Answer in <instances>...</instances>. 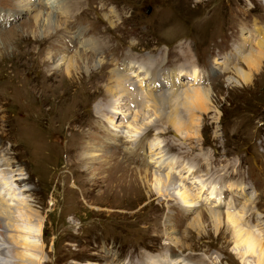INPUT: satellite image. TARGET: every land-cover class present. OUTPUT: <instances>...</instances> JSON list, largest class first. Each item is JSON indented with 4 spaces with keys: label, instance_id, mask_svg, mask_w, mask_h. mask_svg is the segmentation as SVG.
<instances>
[{
    "label": "rangeland",
    "instance_id": "1",
    "mask_svg": "<svg viewBox=\"0 0 264 264\" xmlns=\"http://www.w3.org/2000/svg\"><path fill=\"white\" fill-rule=\"evenodd\" d=\"M26 1L0 0V164L3 163L0 176L10 178L13 188L9 194L5 191L6 200H0V217L5 238L20 252L16 258L18 264H104L105 261H108L105 264H122L129 256L133 264H139L140 260L149 262V257L143 254L162 255L170 250L193 264H257V256L245 253L246 247L236 241L235 229L226 228L225 215L239 214L243 229L263 236L264 61L249 84L241 83L236 71L247 68L240 60L243 54L257 50L256 39L262 36L253 33L254 19H261L257 21L260 26L264 23L260 0H80L72 9L61 11L63 18L49 7L48 0ZM68 13L70 18L66 16ZM38 14L43 18L52 14L48 19L57 22L55 19L59 18L63 21L58 22L61 27L54 30L36 26L34 17ZM83 32L96 35L81 39L79 34ZM74 34L79 36L76 42L72 41ZM92 38L98 39L101 47L106 44L110 48H98L101 55L86 53L81 45L89 46L86 42ZM240 38H243L242 47L247 48L241 51V56L234 54L236 42H233L239 43ZM180 40L187 48L183 52V43H179L180 53L175 57L178 62L172 66V50ZM92 49H96L95 44ZM81 53L96 61L89 63ZM73 55L76 64L69 71L68 63ZM188 55L197 66L206 68L202 66L203 83L199 81L195 87L207 89L208 108L200 112L184 104L183 96L177 101L175 94L171 95L175 101L166 110L176 114L178 106L184 123L197 118V125L192 124L196 136L181 138L182 147L176 143L169 149L167 138L181 141L175 134L178 127L168 124L164 117L155 124L159 118L153 109H147L143 122L150 121L155 126L147 129L142 141L148 136L159 145L152 149L150 158L154 162L149 166L136 165L141 162L136 156L125 162L127 149L136 153L143 146L129 140L128 125L133 116L121 111L126 98L122 105L113 106V111L109 108L107 89L112 70L121 69V64L130 58L138 65L161 61L163 64L157 70L165 69L157 73V78L162 80L161 76L172 74L176 68L191 73L186 71L190 68ZM111 56H118L119 60ZM183 73L182 81L186 78ZM161 85L158 90H168L170 94L176 93L174 87L190 88L182 82L178 87ZM152 93L147 96L153 104ZM116 107L119 112L115 111ZM132 107L131 110L138 109ZM108 113L117 117L111 128L123 117L127 125L117 128L115 139L114 135L111 137L114 144H108L110 136L102 130L109 126L102 122ZM187 131L184 130V135ZM149 151L145 149L142 153ZM235 152L244 155L246 167L243 157L238 162ZM162 157L170 163L159 174L170 171L177 178L176 173L181 172L178 176L181 180L171 186L163 185L159 194L153 185L152 172L158 171L159 163L155 160ZM183 160L197 167L198 176L204 177L209 169L218 173L239 163L241 175L220 174L217 183L209 178L205 181L207 188L201 192L191 185L196 200L185 210L177 190L184 181L188 185L194 179L185 177L187 166L184 167ZM132 163L136 168H130ZM140 168L150 172L135 170ZM192 173L195 176L197 172ZM17 177L24 178L20 185L15 180ZM235 184H238V188L233 187L237 192L235 204L228 211L220 206L227 203L223 189ZM167 189L169 192L165 193ZM209 210L224 214L221 225L203 217L202 232L197 233L189 223L199 214H209ZM248 212L255 214L256 223L248 221ZM181 214L183 218H179Z\"/></svg>",
    "mask_w": 264,
    "mask_h": 264
},
{
    "label": "bare ground",
    "instance_id": "2",
    "mask_svg": "<svg viewBox=\"0 0 264 264\" xmlns=\"http://www.w3.org/2000/svg\"><path fill=\"white\" fill-rule=\"evenodd\" d=\"M50 1V2H49ZM80 0H48L49 2V7H53L55 10L58 11V13L60 12L59 17L60 18H63L64 16H61V11H65L67 9H72V6L74 4H77L79 3ZM26 2H31V0H28ZM25 6H27V4H24ZM260 5H262L264 7V0H260ZM30 8V7H29ZM52 8V9H53ZM53 9V11H54ZM69 11H66L65 13H67ZM41 14V13H40ZM43 15V13H42ZM49 16H52V14H49ZM54 16V15H53ZM67 17L71 16L69 13L68 15H66ZM48 17L46 16L45 18L41 17L39 14L36 15L34 18H35V25L39 26V25H42L43 27H46V28H53L54 30L58 27H61L60 25L58 26V22L61 23L63 21H60L59 18H56L55 20H57V22H53L52 20L48 19ZM70 18V17H69ZM260 19V18H259ZM259 19H254V21H256L255 23V26L253 29V33L256 34V37L258 35H262L261 37H259L258 39H256V42H255V45H254V48L257 47V50L254 49V50H251L248 52V54H243L241 60H240V63L241 64H245V66H247V68H239L237 69L236 71L239 72V80L241 81V83H243L244 85L246 84H249L252 79L254 78L253 76L258 73L262 67V63H263V59H264V23L262 26L258 25L259 23L257 22ZM264 19V18H263ZM261 20V19H260ZM66 22H64L65 24ZM257 26H260L259 28H257ZM73 29V27H72ZM51 30V29H50ZM256 30H259L256 31ZM76 31H74L75 33ZM80 32V31H79ZM78 34V33H77ZM112 34V33H111ZM80 37H82L81 39H84L83 36H86L87 39H88V36L90 35H96V34H89V35H86L84 32L79 34ZM78 36V35H77ZM75 34L73 35V40L74 42H76V37H77ZM255 36V35H254ZM64 37V36H63ZM79 37V36H78ZM243 38L247 39L246 36H243ZM243 38H240L239 40V43L237 41H233V42H236L235 43V49H236V52L234 54H238L241 56V51H244L246 50L247 48H243L241 44V41L243 40ZM80 39V38H79ZM86 39V40H87ZM244 39V41H245ZM88 42H86L89 46L87 45H84V43L81 45V48L83 50V46L85 47L86 49V53H96V54H100L101 53H98L99 49L101 46V42L98 40V39H91V40H87ZM104 41V39H103ZM247 41V40H246ZM182 40H180L178 42V44L176 45L175 49L172 50V60L170 61L171 64H173L172 66L176 65V63L178 62L177 60H175V57L180 53L179 52V43H181ZM79 43V41H78ZM77 43V44H78ZM82 43V42H81ZM79 43V44H81ZM183 44L181 45V47H183V52L186 51V46L187 44L182 42ZM96 45V49H92L93 45ZM105 44V43H104ZM75 43L72 45L74 46ZM102 47H105L104 49H109L110 47L108 45H103ZM101 47V48H102ZM131 48V46H130ZM234 50V49H233ZM239 50V51H238ZM182 52V54H183ZM86 53H81V55L86 58L89 63L90 61L92 62H95L96 60L94 58H91L88 54ZM161 54V56L165 57V55L162 54V51L159 52ZM191 54V52H190ZM127 54H125V57H126ZM158 55H155V57H157ZM124 57V58H125ZM110 58H112L114 60L118 59V56H111ZM124 58L120 59L123 60ZM152 58H150L151 60ZM186 59L188 60L187 61V64L189 63V69L186 68V71H189L191 73H188V74H185L183 73V68H176V70L173 71L172 74L168 73L166 75H163L161 76L162 80H159V78H157V73L162 70V69H165L164 67L163 68H159V71L157 70V68L159 67V65L163 64L161 61L160 63L158 62H155L157 64H143V65H138L136 62H132L134 61L133 59H129V60H126L125 62H123L121 64V69L117 70V69H113L112 70V77H111V82H110V87L108 90V104H109V108H111V110L113 111L114 107L113 106H119V105H122L124 103V97L126 98L125 100V104L126 106H124L125 108L121 109V111H125L126 115H129V113L133 116V120L132 122L128 125V132L127 134H129V140L132 141L133 143H138L140 144L139 146H143V148L141 149L140 152H136V153H133L131 152L130 150H126V152L124 153V159L125 157L127 158L125 162H129L132 159V157L136 156L137 159H140L141 162L140 163H134L136 165H144V163L146 165L149 166V163L150 162H154L151 160L150 156H152L153 154V148H155V146H158L157 144L154 143V141L152 139H148L149 137L147 136V139L145 141H142L143 140V136L142 135H145V134H148V131L147 129L150 128V127H154L155 125H151V122L150 121H147V122H143V117L146 118L144 112L147 110V109H153L155 111V115H157V118H159L158 120L159 121H156L155 124H158L157 122L161 123L162 121V118H166V121L168 122V124H170L171 126H176V128L178 127V133H175L176 135H178V138L179 140H181L180 142H176L175 139H169L167 138L166 139V145L168 146V148L170 149V147H173V146H176V143L177 144H180V146L182 147V144H183V140L182 139H191L193 138L194 136H196L197 134V131L196 130H192V124H193V127L195 125H197L196 121H197V118H194L192 120V122L190 123H184V121L181 119V116L179 115L178 113V106H176L175 109H177V112L176 114H173V113H169L166 108L169 106V104L173 103L174 101L172 100L171 98V95H175L177 94V101L181 98L178 99V97H181L183 96V99L186 101H184V104L185 103H188L191 107H195L197 109H200V112H206L207 108H208V102H210V97H209V94L207 93V89H204V88H201V87H195L196 84L199 83V81H202L203 83V80L205 79V77L201 78V72L204 73L203 71V67L205 68L204 65H199L198 66L193 62V60H191V57L188 55L186 57ZM192 59H193V56H192ZM221 59V58H220ZM219 59V60H220ZM237 59V58H236ZM240 58H238L239 60ZM137 60V59H136ZM218 60V61H219ZM138 61V60H137ZM148 63V62H147ZM168 63V60L166 61L165 64ZM228 63L230 64L231 61L229 60ZM74 64H76V59L73 55V57L69 60V63H68V70L70 71V69H74ZM186 64V65H187ZM79 65V64H78ZM171 66V67H172ZM200 66V68H199ZM203 66V67H202ZM236 67V66H235ZM168 69V68H167ZM173 69V68H172ZM201 69V70H200ZM206 69V68H205ZM152 70V72H151ZM163 71V70H162ZM168 72V71H167ZM170 72V71H169ZM207 73V71H205ZM165 73H166V70H165ZM182 73L183 75L185 76L186 75V78L183 79V81L181 80L182 78ZM160 74V73H159ZM163 74V73H162ZM161 74V75H162ZM209 75V74H208ZM159 77V76H158ZM127 79V80H126ZM181 80V81H180ZM127 81V82H126ZM180 81V82H179ZM187 83L190 88L189 89H180V88H176L179 86V83ZM169 84L171 87H174L173 90L176 92V93H169L168 90H158L160 89L159 88V84H163V86L161 85V87H164V84ZM200 83V84H202ZM123 85V86H122ZM192 85L194 87H192ZM142 89L144 91H138V90H135V89ZM164 89V88H162ZM125 92H124V91ZM138 91V92H137ZM159 91V92H158ZM120 92V93H119ZM123 92V93H122ZM150 92H153L154 95V103H150L149 99H148V93ZM152 93V94H153ZM156 93V94H155ZM119 94V95H118ZM111 98V99H110ZM152 99V98H151ZM173 101V102H172ZM153 102V101H152ZM107 104V103H106ZM183 104V103H182ZM187 104V105H188ZM132 106H137L138 109L136 110H131V108H134ZM140 106H142L141 108H139ZM180 106V105H179ZM107 107V106H106ZM145 108V109H144ZM184 108V107H183ZM193 109V108H191ZM110 110V109H109ZM108 110V111H109ZM101 113L103 111V109L101 108L100 109ZM115 111H118L119 112V108H115ZM120 111V112H121ZM183 111V110H182ZM185 111V110H184ZM196 111V110H195ZM105 112V111H104ZM173 112V111H172ZM100 113V115H101ZM113 113V112H112ZM112 113H108L106 115V118L102 121V122H106V123H109V126L106 127L104 126L102 130H106V133L110 136V138H107V141L109 139H111L109 143H113L114 144V141H112V138L113 135V139H115V136H116V132H117V128L119 126H124L127 127L126 125V121L124 122V118H121L117 121H120L119 123H117V121H115L114 123V127L111 128V123L114 122L115 119H117L116 115L112 114ZM98 115V114H97ZM185 115V112L184 114ZM190 114H187L186 116H188ZM99 116V115H98ZM96 117L97 120L99 117ZM185 117V116H184ZM147 120V119H146ZM164 121V120H163ZM184 124H183V123ZM128 123V122H127ZM183 124V125H182ZM146 129V130H145ZM153 130V129H152ZM184 130H188L187 133L184 135ZM146 132V133H145ZM159 132V131H158ZM168 133V132H167ZM166 133V134H167ZM168 135V134H167ZM119 136V135H118ZM175 136V135H174ZM151 137V136H150ZM141 138V139H140ZM164 138V137H163ZM182 138V139H181ZM186 141V140H185ZM163 142V141H162ZM106 143V142H105ZM164 143V142H163ZM137 144V145H138ZM156 147V149L158 148ZM94 149V147H93ZM145 149L147 151H149V153H145L143 154L142 152L144 151L145 152ZM173 150H176V149H173ZM93 152V151H92ZM96 152V151H95ZM237 153L235 155V157H237L238 159V162L240 160V157L244 159V167L247 166V162L245 161V157L244 155L240 156L241 153L239 152H235ZM6 154V153H3V155ZM156 155V154H155ZM2 156V155H1ZM0 156V158H2ZM263 156V155H262ZM161 157V156H160ZM264 157V156H263ZM129 159V160H128ZM263 160V158H261ZM135 160V159H134ZM169 161V160H168ZM164 161L163 157L159 160H155V163L158 164V171L155 170V172H152V176H153V185L156 187L157 186V191L159 192V194H162V186L163 185H166V186H171V184H174V183H177V181L181 180L178 178V176H180L181 172L180 173H176L178 174L177 178H174L176 176H173L172 173L170 171H165V175H160L159 172L162 171V168L165 167L166 164L170 163V161ZM1 162V161H0ZM5 163H8V160L4 161ZM176 162V161H175ZM131 163V162H130ZM132 163V167H130L131 169H134L136 168V165H133ZM172 164V163H171ZM3 163L0 164V168H2L3 166ZM183 165L184 167L187 166V171L185 173V177L188 176V177H192V179H197V181H192L191 184H188L186 185V181L183 182V185L181 186V188L179 190H177L178 192V195L179 197L181 196L182 198V201H183V204H185V210H187L188 208H191L194 204H195V198H194V192L192 191L193 189L190 187L191 185H195L194 187L198 188V190L201 192V191H205V189L207 188L206 187V183L205 181H209V178L214 179L213 181H210V182H215L217 183V175H220V174H224L226 175L227 172H230L232 173L233 175L236 174L238 176L241 175L240 172L238 171H241L239 168V166L241 165L239 163L238 166L236 165H233L232 167H227V169H224V170H219V172L217 173L215 170H212V169H209L208 170V173L206 172L204 175V177L202 176H198V169L195 165H193L190 161L188 160H183ZM130 166V165H129ZM164 166V167H163ZM178 166V165H177ZM140 167V166H139ZM157 167V165H156ZM151 168V167H150ZM174 168L171 167V170ZM5 169V168H4ZM161 169V170H160ZM183 169V168H182ZM238 169V170H237ZM10 170V169H9ZM8 170V171H9ZM136 171L138 172H145V173H148L150 172L149 169H135ZM178 170V169H177ZM181 170V168H180ZM194 170H196V175L194 176V174L192 173ZM157 172V173H156ZM7 173V172H6ZM163 173V172H162ZM175 173V172H174ZM188 173V174H187ZM2 174V171L0 173V175ZM199 175H201L199 173ZM15 176V175H14ZM147 176V175H146ZM145 176V177H146ZM194 176V177H193ZM216 176V179L213 178ZM3 177V181L1 180L0 181V194H3V196L0 195V200L1 199H5V191L8 192V194L11 192V189L13 190V188H11V180L10 178H5L4 175L0 176V178ZM226 178H229V180H233L234 178L232 177H226ZM205 179V180H204ZM239 179V178H238ZM16 181H18V184L23 182L24 181V178L21 179V178H15ZM183 180V179H182ZM199 180V181H198ZM204 180V181H203ZM235 180V179H234ZM199 182V183H197ZM208 184V183H207ZM212 185L214 183H211ZM242 184V183H241ZM20 185V184H19ZM224 185V184H223ZM232 185V184H231ZM231 185H228L226 186L223 190H224V196L225 194H227V197L225 198L227 203L226 202H222V204H220V206L222 207H226L228 209V211H230L229 209H231L233 207V205L235 204V196L237 195L235 192V190L233 189V187L236 186V188H238V184H235L233 186ZM173 186V185H172ZM13 187V186H12ZM242 188H244L242 185H241ZM213 188V187H212ZM211 188V189H212ZM15 189V188H14ZM21 189V188H20ZM155 189V190H156ZM248 189V188H247ZM243 190V189H242ZM250 190V189H248ZM164 191V190H163ZM212 191V190H211ZM222 191V190H221ZM244 192L246 190H243ZM14 192V191H13ZM169 190L167 189L165 193H168ZM232 192V193H231ZM213 193V191H212ZM220 193V192H219ZM222 193V192H221ZM164 194V193H163ZM170 194V193H169ZM174 194V193H173ZM165 195V194H164ZM171 195V194H170ZM169 195V196H170ZM200 195V194H199ZM197 196V194H196ZM18 197V195H17ZM176 199V198H175ZM6 200V199H5ZM177 200V199H176ZM178 201V200H177ZM187 207V208H186ZM232 210V209H231ZM219 212V211H218ZM218 212H214V211H210L209 210V214H199L195 219H193L189 225L192 227V228H195L197 233H201L202 232V224L203 223V217L206 218L207 220H216L217 222V226L221 225V219L224 218V214L222 213H218ZM1 215V214H0ZM238 215V216H237ZM235 215L233 212L230 213L228 212L226 215H225V223H226V226H225V223H224V227H226L227 229H230V226L233 227V229H235V233H236V241L238 242V244H241V246L243 245V248L244 246L246 247V250H245V253H249V254H254L255 256H257V264H264V229L262 228V232H263V236L261 235V233H256L254 230H250L248 228H245L243 229L241 227V221H240V217H239V214ZM245 215V214H244ZM247 215V219L249 222L252 223H256L257 222V218L255 216V214L253 212H248L246 213ZM184 214H181L179 216V218H183ZM245 218V217H244ZM243 218V219H244ZM3 218L0 217V264H18L17 262V254L20 255V252H18V249L12 245L11 242L7 241V239L5 238V234H4V231H5V227H4V224L2 222ZM246 219V220H247ZM14 220V219H13ZM178 219H175V222H177ZM215 223V222H214ZM242 223L245 224L246 221L242 220ZM261 225V224H260ZM261 227V226H260ZM204 229V228H203ZM234 233V232H233ZM171 241V240H170ZM173 241V240H172ZM171 245H174L176 246L177 244L176 243H172L170 242ZM169 245V243L167 244ZM237 246V245H236ZM165 247V245H164ZM173 252L170 250L168 253H165V254H162V255H154V256H151L149 258V262H145V261H137L139 264H169V262H171V264H193L192 261L188 260L187 258L183 257V255H180V254H172ZM22 256V255H21ZM174 257V259H172ZM148 258V257H146ZM131 257L129 256L128 259L122 261L123 263L122 264H133L132 261H130ZM171 259L173 261H171ZM205 260V259H204ZM199 262V261H198ZM89 262H85V264H87ZM99 264L101 262H98ZM97 262L94 263L92 262L91 264H98ZM105 263V262H103ZM136 263V262H134ZM200 263V262H199ZM198 263V264H199ZM214 263V261H213ZM216 263V262H215ZM76 264H80V263H76ZM106 264H111V263H106ZM118 264V263H117ZM205 264V263H204ZM207 264V263H206Z\"/></svg>",
    "mask_w": 264,
    "mask_h": 264
}]
</instances>
